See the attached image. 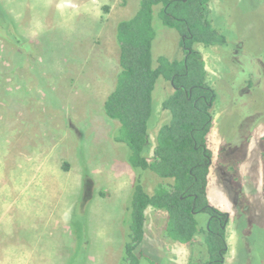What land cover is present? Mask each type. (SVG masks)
I'll return each instance as SVG.
<instances>
[{
    "label": "rangeland",
    "instance_id": "374dc122",
    "mask_svg": "<svg viewBox=\"0 0 264 264\" xmlns=\"http://www.w3.org/2000/svg\"><path fill=\"white\" fill-rule=\"evenodd\" d=\"M139 2L0 0L10 21L0 30V264H119L135 175L127 148L112 140L119 123L105 115L103 103L119 72L115 27L136 13ZM208 5L214 27L227 37L225 47L194 45L215 91L212 115L220 111L218 126L233 130L231 137L242 123L264 134V0H210ZM153 26V65L159 56L181 60L177 31L155 17ZM251 80L256 83L249 90L244 82ZM170 93L169 82L159 78L149 157L169 118L161 103ZM257 148L264 156V140ZM240 150L219 148V157L245 161ZM144 177L152 193L157 180ZM226 177L218 176L232 193L235 182ZM256 198L245 206L239 198L240 209L249 212H239L226 225L227 251L235 223L239 228L233 264H263V188L262 199ZM145 215V257L139 264H178L179 259L188 264L190 249L184 259L177 258L172 249L177 242L162 235L166 213L148 209ZM196 216L203 225L208 220L204 213ZM246 240L251 256L243 247ZM227 251L224 264H230Z\"/></svg>",
    "mask_w": 264,
    "mask_h": 264
},
{
    "label": "trees",
    "instance_id": "16d2710c",
    "mask_svg": "<svg viewBox=\"0 0 264 264\" xmlns=\"http://www.w3.org/2000/svg\"><path fill=\"white\" fill-rule=\"evenodd\" d=\"M209 1L140 0L136 13L115 27L119 72L103 110L119 123L112 140L127 148L126 161L135 175L125 208L129 219L124 225L119 264H139L145 257L142 244L149 207L166 213L161 228L165 238L189 246L188 264H224L228 214L211 206L207 199L212 160L208 135L215 91L207 81L202 54L194 48L195 44L227 45V37L213 25ZM154 17L163 27L177 31L184 52L181 60L159 56L153 65ZM9 22L0 8V30ZM258 72L262 74L263 69ZM159 78L172 88L161 103L169 118L158 129L149 157V120ZM244 83L250 90L256 82ZM261 160L264 177L263 154ZM146 174L157 180L152 193L144 184ZM198 213L208 216L204 225L198 221Z\"/></svg>",
    "mask_w": 264,
    "mask_h": 264
},
{
    "label": "crops",
    "instance_id": "0c3cea01",
    "mask_svg": "<svg viewBox=\"0 0 264 264\" xmlns=\"http://www.w3.org/2000/svg\"><path fill=\"white\" fill-rule=\"evenodd\" d=\"M222 111H226V109ZM219 112L220 111H217L215 116L214 114L212 115V128L208 135V148L211 150L213 156L211 164H213L214 162L215 172H212L211 165L208 174L207 199L211 206L215 207L221 212L227 213L228 220L232 223L233 217H235L234 220L239 217V212H249V209H240L239 205L237 204L240 199H242L243 201L241 206H245L246 202L249 203L251 201H254L256 197L257 200L258 197H260V200L262 199L261 193L263 188V165L260 151L257 147L259 146L260 140L261 138H263L264 134L260 133L256 135L255 131L257 128L246 130V125L242 123L241 125H238L239 134L233 136L235 137V139H233V137H231L233 130H231V132H227L226 130H224L228 127L227 125L225 127L218 126L220 120ZM216 115L218 118L216 117ZM251 117L252 116H247L246 119L251 120ZM243 122H245V120ZM228 140H230L229 143H227ZM219 148H222L224 152H227L226 150L229 148H235V151L241 149L240 151H242V153L244 150V157H246V159L244 161V159L242 160L238 157H232L228 161H225L223 160V158L219 157ZM231 168L234 169L232 170ZM221 173L228 177V182L232 184L233 182H235L232 193H229L228 190L225 189L222 185L227 181L219 180L218 176ZM235 199L236 205H233L231 202L235 201ZM227 203L230 206L227 207ZM148 209L152 208L149 207ZM232 232L233 234H231L227 239L228 241H230L229 244H232V249L231 247H228L229 251H227L230 254V264H233V262L237 260L239 255L238 250L240 247V237L239 228L236 223ZM243 247L245 248L246 254L251 256V247L249 246L247 240L243 243ZM172 249L175 250V252L173 253L177 254V258L179 257L182 259H184V257L187 256L189 252V246L187 244L174 243L172 245ZM179 252L182 256L179 255ZM176 262L178 264H183L180 263V259ZM224 262H226L225 259ZM246 264H250L249 260H247Z\"/></svg>",
    "mask_w": 264,
    "mask_h": 264
},
{
    "label": "water",
    "instance_id": "95a60500",
    "mask_svg": "<svg viewBox=\"0 0 264 264\" xmlns=\"http://www.w3.org/2000/svg\"><path fill=\"white\" fill-rule=\"evenodd\" d=\"M228 217V216H227Z\"/></svg>",
    "mask_w": 264,
    "mask_h": 264
}]
</instances>
